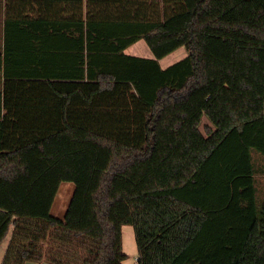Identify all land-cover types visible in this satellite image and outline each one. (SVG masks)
Wrapping results in <instances>:
<instances>
[{"label":"trees","instance_id":"1","mask_svg":"<svg viewBox=\"0 0 264 264\" xmlns=\"http://www.w3.org/2000/svg\"><path fill=\"white\" fill-rule=\"evenodd\" d=\"M43 1L38 17L15 8L19 22L6 25L0 244L14 233L4 264H124L126 226L138 264H264L254 160L264 159V0ZM140 41L153 58L125 54ZM205 116L207 137L197 130ZM66 132L72 145L111 150L90 193L97 240L10 214L20 199L9 193L32 172L19 153ZM142 170L151 189L113 191L117 179L138 187Z\"/></svg>","mask_w":264,"mask_h":264},{"label":"rangeland","instance_id":"2","mask_svg":"<svg viewBox=\"0 0 264 264\" xmlns=\"http://www.w3.org/2000/svg\"><path fill=\"white\" fill-rule=\"evenodd\" d=\"M182 51H185V49H182ZM182 51H178L175 57L183 53ZM167 61H169V59ZM208 128H213V125L205 116L200 121L197 130L204 137H207L206 131ZM60 141L62 142L63 148L61 149L62 156L58 158L59 169H54V167L51 174L59 175L60 181L64 182V184L62 183V186L53 187L55 191L64 192L67 188V184H72L74 187L68 186L66 192V195L69 196L70 192H72V195L66 197L59 194V198L56 197L54 191V198L50 196V199L45 201V195L42 192L43 189L40 188L39 190L38 188V180L46 173L45 171L48 167L45 165V167L40 170L32 171L30 173L31 175L27 177L28 181L26 184L23 182V184L20 185L19 182L15 186L16 189L14 188L12 194L9 193L11 197L17 198V200L20 199L19 203H15L14 205L13 203L10 204V206L13 209L15 207V209H11L10 206L6 207L11 209L10 213L13 217H43L49 219L53 223L59 225L64 224L72 227L74 230L83 231L97 240L100 238L102 228L98 220V208L91 201L90 193L96 186L98 176L105 171L111 161V150L109 147L96 142L72 145V141L68 138L67 143H65L64 139ZM70 146L71 149L69 150L68 147ZM254 160L258 166L257 183L260 197L264 199V159L255 154ZM145 174L146 171L142 170L140 176H138V187H129L135 181L134 179L129 178L126 179L125 182L124 180L117 179L113 191L115 192L122 188L127 192L151 189L152 186L147 183V179H142L146 176ZM148 181L150 182L151 179ZM4 193L7 192L3 191V194ZM123 230L127 233V230H132V228L126 226ZM124 250L127 256V263L135 264L138 261V250L134 238L132 240L129 239L128 234L124 240Z\"/></svg>","mask_w":264,"mask_h":264},{"label":"crops","instance_id":"3","mask_svg":"<svg viewBox=\"0 0 264 264\" xmlns=\"http://www.w3.org/2000/svg\"><path fill=\"white\" fill-rule=\"evenodd\" d=\"M24 1V2H23ZM37 5L34 4V1L31 0H22V3H18L16 0H0V73L3 71V59L5 57V50H6V25L7 22L10 21L11 23L17 22V15L16 11L19 10L23 13L25 19L32 17L36 18L39 15V8L41 5H45L43 0H38L35 1ZM19 7V8H18ZM17 8L15 11L14 9ZM36 16V17H35ZM19 22V21H18ZM21 23L23 20L20 21ZM40 41V40H37ZM11 44V43H10ZM13 46V44H11ZM183 49V48H182ZM182 49H179L178 51H182ZM176 51L175 53L169 55L165 59L160 61V65L163 69H167L168 67L172 66L173 64L183 60L187 54L186 51H182L183 53L178 54L177 57L175 55L178 53ZM126 55L133 56V57H139V58H146V59H151L153 58V55L150 51V49L147 47L145 42L140 41L136 43L135 45L131 46L125 51ZM169 59V61H167ZM79 132V133H78ZM75 137L79 138H88L90 135L85 134L79 130L74 131ZM74 135L66 132V133H61L58 135L53 136L51 139H48L46 141H43L35 146L29 147L19 153L20 157L19 159H24L26 162L30 163V168L32 171L37 167V170H40L41 168L45 167L47 165L49 167L46 168L47 170L45 171L41 178L38 180V188L43 189V194L45 201L47 199H50V196L54 198L53 193H54V187L62 186L64 182L60 181L59 175L51 174L52 169H59V159L56 161H51L50 158H52V154H54L56 151L60 152L62 149V142L60 141L61 139L65 140V143H67V138L68 139H73ZM67 137V138H66ZM92 142V141H90ZM48 154V155H47ZM47 155V156H46ZM46 156V158H45ZM53 169V170H54ZM63 183V184H62ZM68 186H73L72 184H67ZM74 187V186H73ZM67 188L64 190V192H58L55 191L56 197L60 198L61 194L62 196L69 197L72 195V192H70V195H66ZM11 214V213H10ZM12 215V214H11ZM13 217V216H12ZM15 218V217H13ZM126 227H124L125 229ZM132 228V227H131ZM14 233V227L11 226L10 233L5 239V241L0 244V264H4L6 254L9 248V245L11 243L12 237ZM129 235V239H133L135 241V233L134 229L132 230H127V233L125 230H123V250H124V240L126 235ZM136 244V241H135ZM137 247V245H136ZM138 250V249H137ZM125 253V250H124ZM139 258V256H138ZM137 258V259H138ZM128 261L126 260L124 264H128ZM27 264H38V263H27ZM41 264H48V263H41ZM138 264V261L135 263Z\"/></svg>","mask_w":264,"mask_h":264}]
</instances>
